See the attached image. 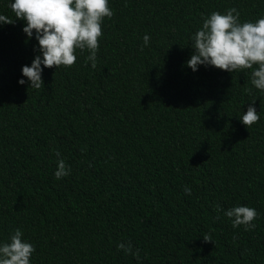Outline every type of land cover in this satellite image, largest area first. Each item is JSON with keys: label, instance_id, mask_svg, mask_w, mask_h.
I'll return each instance as SVG.
<instances>
[{"label": "trees", "instance_id": "1", "mask_svg": "<svg viewBox=\"0 0 264 264\" xmlns=\"http://www.w3.org/2000/svg\"><path fill=\"white\" fill-rule=\"evenodd\" d=\"M12 2L0 0L14 19L0 24V243L20 228L31 264H264V92L251 70L186 63L203 18L236 8L255 22L264 0H108L96 68L77 50L72 67L41 65V89L22 76L40 53ZM249 104L260 120L247 129ZM216 204L256 209L255 228Z\"/></svg>", "mask_w": 264, "mask_h": 264}, {"label": "clouds", "instance_id": "2", "mask_svg": "<svg viewBox=\"0 0 264 264\" xmlns=\"http://www.w3.org/2000/svg\"><path fill=\"white\" fill-rule=\"evenodd\" d=\"M9 7L16 20H22L25 25L22 31L31 39L35 34L40 54L36 55L30 66H22V76L27 78L29 87H43L42 67L59 68L72 67L77 60L76 52L87 51L86 63L90 62L96 68L99 38L103 36L102 25L105 18L114 15L108 0H14ZM240 13L236 8H229L225 14L213 11L203 18L201 28L191 37L194 53L186 62L193 71L198 66H212L230 73L251 70V85L264 92V17L255 22L239 20ZM0 24H14V19L0 14ZM150 36L143 37L140 51L148 45ZM25 84L24 79L18 81ZM247 94L252 88H246ZM256 98L252 100L255 102ZM260 120L255 107L249 104L247 111L240 117L241 123L248 129ZM56 179L70 174L71 168L66 165L57 151ZM185 194H191V189L185 186ZM215 210L223 212L232 222V227L243 226L245 231L255 228L254 220L258 217L256 209L248 206H234L222 209L219 204ZM205 243L213 242L211 236H203ZM117 249L126 255H132L139 261V249L133 251L129 242L117 244ZM35 247L23 239L20 228L15 229L9 241L0 243V264H31Z\"/></svg>", "mask_w": 264, "mask_h": 264}]
</instances>
